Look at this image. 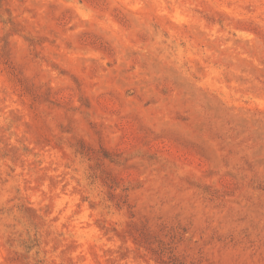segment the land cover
Segmentation results:
<instances>
[{"label":"clouds","instance_id":"clouds-1","mask_svg":"<svg viewBox=\"0 0 264 264\" xmlns=\"http://www.w3.org/2000/svg\"><path fill=\"white\" fill-rule=\"evenodd\" d=\"M0 264H264V0H0Z\"/></svg>","mask_w":264,"mask_h":264}]
</instances>
